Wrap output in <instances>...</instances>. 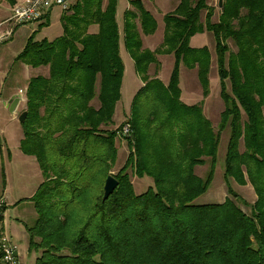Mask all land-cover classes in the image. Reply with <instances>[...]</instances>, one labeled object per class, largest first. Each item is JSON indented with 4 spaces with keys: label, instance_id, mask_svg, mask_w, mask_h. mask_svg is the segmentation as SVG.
Wrapping results in <instances>:
<instances>
[{
    "label": "trees",
    "instance_id": "16d2710c",
    "mask_svg": "<svg viewBox=\"0 0 264 264\" xmlns=\"http://www.w3.org/2000/svg\"><path fill=\"white\" fill-rule=\"evenodd\" d=\"M128 1L124 42L144 84L126 121L129 134H121L124 125L112 129L125 73L117 0H78L61 16V37L36 41L35 31L15 59L49 70L28 82L20 144L44 177L29 200L37 213L27 228L35 264H264V0H224L216 23L209 0H180L164 16L163 43L154 51L142 35H154L157 20L143 0ZM48 26L47 17L39 31ZM205 32L214 37L224 103L216 128L204 101L181 99L182 68L197 70L204 99L211 94V50L191 46ZM167 55L175 62L165 84L160 58ZM225 132L228 197L197 205L214 182ZM118 138L130 152L104 201ZM206 165L203 178L197 170ZM133 176L153 185L137 193ZM231 181L252 186L256 201L240 197Z\"/></svg>",
    "mask_w": 264,
    "mask_h": 264
},
{
    "label": "rangeland",
    "instance_id": "374dc122",
    "mask_svg": "<svg viewBox=\"0 0 264 264\" xmlns=\"http://www.w3.org/2000/svg\"><path fill=\"white\" fill-rule=\"evenodd\" d=\"M145 3L147 6H149V9L153 11V13L155 14V19L157 21L159 20L158 23L162 27L164 25L163 17L165 13H168L170 9L166 7L167 0H158V1L145 0ZM128 4L129 1L127 0H117V15L119 18L118 23L121 30L120 52L125 66V76H124V85H123V98L121 101V107L119 113L116 116L117 123L114 125L115 127L112 128L113 130L118 129L123 125H127L126 121L129 118L127 115H130L133 99L136 93L139 91L140 89L139 87L141 85V81L136 72L133 60L131 59L126 49L124 42V15L125 12L130 8V4L129 7ZM215 6L213 7H215L216 11L220 10L217 3L215 4ZM50 13L51 14H50L48 27H43L39 31L38 26L39 24L45 22L46 18L49 17V15L41 22L18 26L16 29L17 33L14 41L11 43L10 42L12 40L11 38L9 41L3 44L5 46L3 48L4 51L6 52L5 54L6 61L11 67H13V64L15 63V60L13 62L12 59H14L15 57L17 58V55H19V53L24 50L29 37L34 33L33 31H38L36 32V37H35L36 41H42L45 39H47L48 41H54L63 35V28L61 24V16L63 14V11L57 7L54 8ZM205 14L206 13H204L202 16V22H205ZM8 15H9V10L0 7V21L8 17ZM95 29L96 27H94L93 30L91 29L92 32H95ZM161 32L162 29L158 31L156 35H154V37L146 36L145 43L149 44L148 46L150 47L152 45H155L153 43H159L161 38ZM210 36H211V45L214 50L215 48L214 37L212 34H210ZM203 38L205 39L204 36ZM151 41L153 43H151ZM229 44L233 49V51H237L235 45L231 41H229ZM206 45H208V41L206 42ZM160 60L162 62L161 79L163 81L168 82L170 81L175 59L173 55H167L161 57ZM17 65L19 64L17 63ZM153 74H151V76ZM24 79H25V73H24V77H20L18 80L14 81L13 84H15L16 86L26 85V80ZM180 79H181L180 87L185 97H188L189 95L194 103H197L202 99L204 100L202 87L200 86L196 74L183 68ZM11 80L13 81L12 76H10V81ZM210 82H211V94L205 100L208 102V105L211 106L209 109L210 111H212L213 115L219 116V114L221 115V113L224 111V103L220 97V80L218 76L217 67H215L212 71V76H210ZM5 95L6 93H4L2 96ZM94 105L97 106L98 101H95ZM15 118L10 112L9 113L6 112L4 115L0 116V120H1L0 135L2 136L3 139L6 138L9 139L8 145L10 148L15 147L17 142L16 137L17 136L20 137L21 131L23 130L22 123L19 121L18 118L17 119ZM217 121H219V118L217 119ZM217 126L218 125L215 124V128ZM228 140H229V133L225 132L223 134L222 142L219 148L218 164H217L214 182L211 185V188L209 189L208 193L195 202L197 205L221 203L225 200V199L224 200L219 199L221 196L223 198L224 196H226V198L228 197V190L224 181L225 155H226ZM117 146L119 149V157L114 168L112 169V172L110 173V175L112 176L118 174L120 169L123 167L125 160L130 152L127 140L125 139L118 138ZM13 159L11 160L12 161L11 164L5 161V166L7 165V169L5 170L3 168V171L0 173L1 190L4 191L6 190V193L10 197L9 199L10 208L8 209V217L5 218L6 219L5 231L10 237L13 245L16 246L17 249L20 251V255H19L20 264H35L39 255L35 251L30 252L29 250V235L27 232V228L35 224L37 220L36 210L31 202H25L23 207H21L19 210H22V208H26L28 209V211H26L25 215L22 214L20 215L18 210L15 209L14 205L17 202L21 201L23 198L34 196V193H36L44 177L42 171L40 173V167L39 165L37 166L38 163H31V162L24 163L23 161H21V160H25V157H23L22 155H20V157H15L14 155ZM208 170H209V165H206L204 168L199 167L197 173L199 176L204 178L206 177ZM5 176L7 178L6 186L4 183ZM133 179H134V187L137 193H141L140 186H144L143 191H145L147 189L146 187L153 185V180L150 178L140 179L133 176ZM231 185L232 188L240 195V197L246 200L249 204L252 205L255 202L254 200H256V194L252 186L247 185L242 187L237 185L234 181H231ZM241 208L246 213L248 214L251 213L250 208H246L243 205H241Z\"/></svg>",
    "mask_w": 264,
    "mask_h": 264
},
{
    "label": "crops",
    "instance_id": "0c3cea01",
    "mask_svg": "<svg viewBox=\"0 0 264 264\" xmlns=\"http://www.w3.org/2000/svg\"><path fill=\"white\" fill-rule=\"evenodd\" d=\"M23 0H15V4L19 3V2H22ZM128 1V0H127ZM158 1V0H156ZM144 2V5L145 7L152 13L153 11L151 9H149V6L146 5L145 3V0L143 1ZM215 2V3H214ZM180 3V0H167V4H166V7L170 8L168 13H171L173 11L176 10V8L178 7ZM209 5L210 6H215V4L219 3V0H209ZM14 5H12L8 0H0V7H3L4 9H8L9 10V15L8 17L4 18L2 21L0 22H3L5 20H7L10 16H11V11H12V8H13ZM128 7H129V4H128ZM216 7V6H215ZM219 7V6H218ZM220 9V8H219ZM52 12V11H51ZM221 10H217L215 12V16L213 18V21L214 22H218L219 21V17H220V14H221ZM168 13H165L168 14ZM51 14V13H50ZM50 14H49V17L48 19L50 20ZM164 15V16H165ZM154 17H155V14H154ZM164 18V17H163ZM117 19L119 21V18H118V15H117ZM159 21V20H158ZM157 21V22H158ZM38 25V24H37ZM96 29H95V32H92V33H96L98 31V27L95 26ZM162 29V32H161V38H160V42L159 43H153L151 41V43L155 44V45H152L151 47L148 46L149 44H146L145 43V37L144 35H142V40H143V45H144V48L145 49H150L152 51H154L155 49H157L162 43H163V37H164V30H165V25H163L162 27L159 25L158 23V29H157V32L160 31ZM37 30V29H36ZM93 30V28H92ZM91 30V31H92ZM121 31V30H120ZM35 32V31H33ZM156 32V33H157ZM16 31H15V34H14V37L12 38V40L10 41L11 43L14 41L15 37H16ZM156 33L154 35H156ZM121 34V33H120ZM154 35H152L151 37H154ZM203 36L205 37V39L203 38ZM200 37V38H199ZM208 41V45H206V42ZM9 42V43H10ZM6 45V44H5ZM191 46L194 47V48H202V47H209V49L211 50V53H212V63H211V73H210V76H212V71L215 67H217V61H216V55H215V52L212 48V45H211V36L210 34L208 33H202V34H198L196 36H194L192 39H191ZM5 47L4 45H0V116L1 115H4L6 112L9 113L10 112V107H11V104H12V101L14 100V98L16 96H19L20 95V90H24L26 91L27 90V85H28V82L29 80L34 77V76H37V75H47L49 73V70L46 69V68H40V69H33L29 66H26L24 64H19L17 65V63H14L13 64V67H11L7 61H6V52L4 51V48ZM120 48H121V42H120ZM21 53V52H20ZM19 53V54H20ZM18 56V55H17ZM122 57V56H121ZM16 58V57H15ZM14 59H12V61L14 62ZM134 63V62H133ZM17 68H16V67ZM30 69H33V70H30ZM183 70V68H182ZM181 70V72H182ZM32 71V72H31ZM192 73L196 74L197 75V79H198V74H197V70H192L191 71ZM24 73H25V79L26 80V85H15L13 84L14 81L18 80L20 77H24ZM155 73V67L154 66H151L150 68V71H149V74H153ZM162 73V71H161ZM161 73L159 74V77L161 79ZM154 75V74H153ZM152 75V76H153ZM10 76H12V79L13 81L11 80L10 81ZM124 76H125V73H124ZM140 78V77H139ZM162 80V79H161ZM141 81V79H140ZM163 81V80H162ZM199 81V79H198ZM165 84H168L167 81H163ZM200 83V82H199ZM123 85H124V80H123ZM143 82L141 81V85L139 88H141L143 86ZM201 86V85H200ZM203 92V91H202ZM4 93H6L5 96H2ZM21 96V95H20ZM23 97V96H22ZM122 98H123V87H122ZM181 99L182 101L187 104V105H194V104H197V103H194L191 99V97L188 95V97H185L184 96V93L182 91V96H181ZM122 101V100H121ZM204 114L205 116L213 123V124H217L219 123L220 121V114L219 116H214L212 111H210V105H208V102L204 99ZM120 107H121V102L118 103L117 107H116V112H115V117H114V125L117 123L116 122V116L117 114L119 113V110H120ZM26 109V100L25 98L23 97V100L19 103L15 113H11L14 118L17 117L19 119L20 115L22 113H24ZM9 111V112H8ZM128 117L130 115H127ZM15 118V119H17ZM219 118V121H217V119ZM215 120V122H214ZM1 121V120H0ZM1 124V123H0ZM115 127V126H113ZM24 138V134H23V130L21 131V136H17L16 137V145L15 147H12L10 148L8 143H9V139H3L2 136L0 135V173L3 171V168L6 170L7 169V165L5 166V161H7L8 163L11 164V160L14 158V155L15 157H20V155H22L23 157H25V160H21L23 161L24 163L27 162V163H38L36 158L34 157H31V156H27L25 155L22 151H21V148H20V144H21V141L22 139ZM15 151V152H13ZM10 154V155H9ZM10 158V159H8ZM14 160V159H13ZM39 164H37L38 166ZM40 167V166H39ZM204 168V167H203ZM40 173H41V169H40ZM44 182V179L42 181V183ZM4 183H5V186L7 185V178L5 176V180H4ZM41 183V184H42ZM40 184V185H41ZM152 186V185H151ZM150 186L146 187V188H149ZM143 188L144 186H140V190L143 191ZM38 190V189H37ZM37 192V191H36ZM36 193H34L35 195ZM5 196L7 198V211H6V218L8 217V209L10 208V202H9V199L10 197L8 196V194L6 193V190H5ZM32 197L34 196H31V197H27V198H23L21 201L17 202L14 207L15 209L18 210V212L20 213V215H25L26 214V211H28V209L26 208H22V210H19L21 207H23L24 203L25 202H31L29 200L32 199ZM219 199H225L226 200V196H224V198L221 196ZM257 199V197H256ZM256 201V200H254ZM14 209V210H15ZM6 220V219H5ZM17 255H18V258H19V255H20V251L17 249Z\"/></svg>",
    "mask_w": 264,
    "mask_h": 264
},
{
    "label": "built area",
    "instance_id": "2783aa9c",
    "mask_svg": "<svg viewBox=\"0 0 264 264\" xmlns=\"http://www.w3.org/2000/svg\"><path fill=\"white\" fill-rule=\"evenodd\" d=\"M78 0H23L15 4L11 16L0 22V45H3L14 37L18 26L43 21L54 8H60L63 12H69ZM26 91L20 90L24 97ZM130 133V126L124 125L121 134ZM7 211V198L5 191L0 187V264H20L17 255V247L13 245L5 231V218Z\"/></svg>",
    "mask_w": 264,
    "mask_h": 264
},
{
    "label": "water",
    "instance_id": "95a60500",
    "mask_svg": "<svg viewBox=\"0 0 264 264\" xmlns=\"http://www.w3.org/2000/svg\"><path fill=\"white\" fill-rule=\"evenodd\" d=\"M218 6L221 11L224 9V0H219ZM23 100L22 96H16L14 100L12 101L11 107H10V112L13 114L15 113L19 103ZM28 116L27 112H24L20 115L19 121L21 123L25 122L26 118ZM119 182L118 180L110 175L106 179L105 186H104V201L108 200L110 196L115 192V190L118 188Z\"/></svg>",
    "mask_w": 264,
    "mask_h": 264
}]
</instances>
